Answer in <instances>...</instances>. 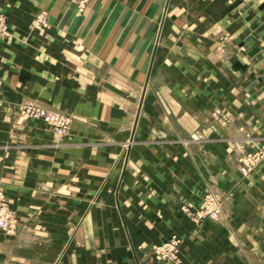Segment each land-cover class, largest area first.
Listing matches in <instances>:
<instances>
[{"label": "crops", "instance_id": "0c3cea01", "mask_svg": "<svg viewBox=\"0 0 264 264\" xmlns=\"http://www.w3.org/2000/svg\"><path fill=\"white\" fill-rule=\"evenodd\" d=\"M0 17V189L18 220L0 264H264V164L237 167L264 141V0H0ZM24 100L70 114L68 134ZM213 190L219 220L182 211Z\"/></svg>", "mask_w": 264, "mask_h": 264}, {"label": "built area", "instance_id": "2783aa9c", "mask_svg": "<svg viewBox=\"0 0 264 264\" xmlns=\"http://www.w3.org/2000/svg\"><path fill=\"white\" fill-rule=\"evenodd\" d=\"M76 4L79 10H83L89 0H71ZM36 24H45L44 12L39 13L34 19ZM0 31L5 32V26L3 25V19L0 17ZM21 115L28 118L41 119L43 120L52 130L59 136L65 135L70 126L71 118L58 112L48 106L42 105L32 100H24L19 104ZM264 160V149L256 151L254 153H247L242 158V165L240 166L241 172L246 175L258 162ZM7 201L0 195V229L10 230L12 227L13 218H11L8 208ZM186 213H190V207L187 205L181 207ZM193 219L195 221H201L204 219L218 220L221 215V203L220 197L217 193L206 194L204 198V205L196 210L192 211ZM179 239L177 236L172 235L164 242L157 244L153 247L154 252L165 261H176L177 260V247Z\"/></svg>", "mask_w": 264, "mask_h": 264}, {"label": "rangeland", "instance_id": "374dc122", "mask_svg": "<svg viewBox=\"0 0 264 264\" xmlns=\"http://www.w3.org/2000/svg\"><path fill=\"white\" fill-rule=\"evenodd\" d=\"M89 2V1H88ZM21 103V102H20ZM19 103V104H20ZM19 104H18V106H17V111H18V109H19ZM41 104V103H40ZM42 105H44V104H42ZM45 106H47V105H45ZM49 107V106H48ZM49 108H52V107H49ZM52 109H54V108H52ZM54 110H56V111H58V112H61V113H63V114H66V115H68L70 118H71V121H72V117H71V115L70 114H67V113H65L64 111H61V110H59V109H54ZM19 112V111H18ZM19 114H20V112H19ZM224 117H225V115H224ZM43 121V120H42ZM70 124H71V122H70ZM52 129V128H51ZM69 130H70V126H69ZM69 130H68V132H69ZM68 132L65 134V135H61V136H59L58 134V136L59 137H65L67 134H68ZM262 149H264V141H262V142H260L259 144H255L254 146H252L251 148H249L246 152H244V153H242L239 157H238V159H237V167H238V170L240 171V173L243 175V176H248V175H250V174H252L255 170H256V168L259 166V165H261V164H264V160H261L260 162H258L255 166H252V168H251V170L246 174V175H244L242 172H241V170H240V166L243 164L242 162V158H244L245 157V155L247 154V153H254V152H258V151H260V150H262ZM210 193H217L218 195H219V197H220V203H221V214H222V196H221V194H219L218 192H216V191H209V192H207L206 194H210ZM206 194L204 195V198H205V196H206ZM0 195H2L4 198H5V200L7 201V208H8V211H9V214H10V216H11V218H13V222H12V225H11V229L10 230H7V231H5V230H1V231H3L4 233H13V232H15L16 231V228H17V222H18V220H17V218H16V216H15V213H14V211L11 209V207H10V204H9V201H8V199H7V197H6V195H5V193L0 189ZM185 205H187V207L191 210L190 211V213H192V211H194V210H196L197 208H200V207H202L203 205H204V200H203V203H202V205L201 206H199V207H194L192 204H189V203H187V204H184V205H182V206H185ZM181 206V207H182ZM182 209V208H181ZM183 211V210H182ZM184 212V211H183ZM186 213V212H185ZM190 213H186V214H188V215H190L191 217H192V219H193V216H192V214H190ZM220 217H221V215H220ZM204 220H208V219H204ZM204 220H201V221H204ZM219 220V219H218ZM193 221L194 222H196V223H198V221H195L194 219H193ZM201 221H199V222H201ZM210 221H217V220H210ZM172 236V235H171ZM170 237V236H169ZM168 237V238H169ZM167 238V239H168ZM178 239H179V243H180V238L179 237H177ZM167 239H165V240H167ZM164 240V241H165ZM164 241H162V242H164ZM162 242H160V243H162ZM160 243H158V244H160ZM155 245H157V244H155ZM155 245H153L152 246V252L155 254V255H157L155 252H154V250H153V247L155 246ZM178 246H179V244H178ZM158 256V255H157ZM159 257V256H158ZM160 258V257H159ZM161 259V258H160ZM162 260V259H161ZM177 260H178V247H177ZM176 260V261H177ZM163 261H165V260H163ZM168 262H174V261H168Z\"/></svg>", "mask_w": 264, "mask_h": 264}]
</instances>
